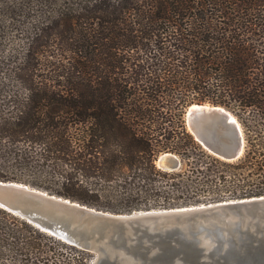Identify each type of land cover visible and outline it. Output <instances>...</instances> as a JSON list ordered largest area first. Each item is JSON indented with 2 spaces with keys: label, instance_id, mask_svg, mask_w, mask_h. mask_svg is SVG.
Instances as JSON below:
<instances>
[{
  "label": "trees",
  "instance_id": "16d2710c",
  "mask_svg": "<svg viewBox=\"0 0 264 264\" xmlns=\"http://www.w3.org/2000/svg\"><path fill=\"white\" fill-rule=\"evenodd\" d=\"M202 103L238 122L236 160L187 129ZM0 181L115 213L264 195V0H0ZM44 240L86 253L0 208V261Z\"/></svg>",
  "mask_w": 264,
  "mask_h": 264
},
{
  "label": "water",
  "instance_id": "95a60500",
  "mask_svg": "<svg viewBox=\"0 0 264 264\" xmlns=\"http://www.w3.org/2000/svg\"><path fill=\"white\" fill-rule=\"evenodd\" d=\"M187 129L210 153L234 161L243 139L222 106L192 104ZM158 167L180 161L162 154ZM0 208L79 250L90 264H264V195L218 202L111 213L15 181H0Z\"/></svg>",
  "mask_w": 264,
  "mask_h": 264
},
{
  "label": "rangeland",
  "instance_id": "374dc122",
  "mask_svg": "<svg viewBox=\"0 0 264 264\" xmlns=\"http://www.w3.org/2000/svg\"><path fill=\"white\" fill-rule=\"evenodd\" d=\"M16 33L17 32L15 30L9 32L7 39L4 40V45L8 52H13L14 49H19L18 47H22L20 38L17 37ZM229 113L231 114V112ZM231 115L233 116V114ZM28 178H31V176ZM28 186H31V185H28ZM31 187L42 190V188L37 187V186L35 187L31 186ZM212 202L213 200H211L210 198H206V199L200 198L198 202H190L189 204L182 205V206L198 205V204H205V203H212ZM214 202H218V201L216 200ZM102 205H104V203H101V204L99 203V205L95 207L96 209L99 210L102 208ZM182 206H179V207H182ZM154 209H162V208H154ZM103 211L115 213V212H112L106 209H103ZM84 254L85 255L81 254L79 251L75 249L73 250V249H70L69 247H64L61 244H56V243L53 244L52 242L49 243V241L44 240L42 241V245L40 249L37 250V253L35 254V252H33L32 254L28 256L27 262H20L19 261L21 260L20 257L12 254V256L8 255V257H6L4 260H1L0 264H75V262L81 257L86 258V262L84 264H90L95 258L94 253L86 252ZM36 255H38L40 259H38ZM42 257L44 259H41Z\"/></svg>",
  "mask_w": 264,
  "mask_h": 264
}]
</instances>
